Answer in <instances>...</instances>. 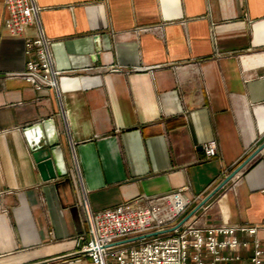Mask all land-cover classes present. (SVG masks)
Returning <instances> with one entry per match:
<instances>
[{
	"label": "crops",
	"instance_id": "1",
	"mask_svg": "<svg viewBox=\"0 0 264 264\" xmlns=\"http://www.w3.org/2000/svg\"><path fill=\"white\" fill-rule=\"evenodd\" d=\"M35 1L61 105L21 78L0 0V264H91L73 258L89 237L72 149L91 212L179 190L190 212L264 142V0ZM48 120L67 175L42 181L24 131ZM197 214L263 242L264 149Z\"/></svg>",
	"mask_w": 264,
	"mask_h": 264
},
{
	"label": "built area",
	"instance_id": "2",
	"mask_svg": "<svg viewBox=\"0 0 264 264\" xmlns=\"http://www.w3.org/2000/svg\"><path fill=\"white\" fill-rule=\"evenodd\" d=\"M4 4L6 32L23 39V54L27 61L21 78L36 91L53 89L61 105L58 79L62 73L54 66L36 1L4 0ZM71 151L89 237L73 256L85 255L92 264H107L108 258L114 264H187L189 255L192 264H241L243 254L249 253L247 264H264V240L261 242L257 237L263 228L259 225L230 227L204 222L199 226L198 221H190L166 237L143 239L130 245L119 244L174 226V221L185 214L190 202L183 190H179L156 199L146 198L144 205L136 202L95 214L89 208L73 149ZM202 151L205 159L217 156L215 142L203 145ZM237 234L251 240L238 239ZM79 239L83 240L82 237Z\"/></svg>",
	"mask_w": 264,
	"mask_h": 264
},
{
	"label": "water",
	"instance_id": "3",
	"mask_svg": "<svg viewBox=\"0 0 264 264\" xmlns=\"http://www.w3.org/2000/svg\"><path fill=\"white\" fill-rule=\"evenodd\" d=\"M24 134L27 138V143L32 154V158L37 166L42 181L55 179L56 176L63 177L67 175L65 168L64 154L61 147L59 137L56 133L53 121H45L33 128L26 129ZM264 142L259 145L253 153H251L242 163H240L231 173H229L212 191L211 193L197 205L185 218L177 223L173 228L160 232L147 234L145 236L131 238L121 243H130L142 238H149L160 234L171 232L180 227L187 221L195 212H197L210 198L220 191L226 184L250 163L262 150ZM119 243V244H121Z\"/></svg>",
	"mask_w": 264,
	"mask_h": 264
},
{
	"label": "rangeland",
	"instance_id": "4",
	"mask_svg": "<svg viewBox=\"0 0 264 264\" xmlns=\"http://www.w3.org/2000/svg\"><path fill=\"white\" fill-rule=\"evenodd\" d=\"M204 154V153H203ZM215 158V157H214ZM204 159H205V156H204ZM211 159H213V158H211ZM211 159H205V160H211ZM73 167H74V164H73ZM75 170V169H74ZM76 173V172H75ZM76 177H77V173H76ZM84 188V187H83ZM170 194V193H169ZM165 196V195H164ZM162 197V196H161ZM80 198H81V196H80ZM156 199V198H158V197H156V198H150V197H143V198H141V199H138L137 201H134V202H132V203H130V204H133V203H136V202H138V203H140V204H146L145 203V200L144 199ZM144 201V202H143ZM126 205V204H125ZM120 206H122V205H120ZM81 207H82V210H83V212H84V208H83V203H82V201H81ZM119 207V206H118ZM189 207H190V204H189V206H188V208H187V211L185 212V214L183 215V216H181L180 218H178V219H176V221H174V226L177 224V223H179L183 218H185L190 212H189ZM204 207V205L200 208V209H202ZM117 208V207H116ZM115 209V208H114ZM199 209V210H200ZM112 210V209H111ZM198 210V211H199ZM198 211L197 212H195L187 221H185V222H192V221H198L199 219H204L203 218V214H201L199 217H198ZM103 212V211H102ZM96 214V213H95ZM84 215H85V212H84ZM184 222V223H185ZM183 223V224H184ZM182 224V225H183ZM85 225H86V233H87V224H86V219H85ZM174 226H167V227H165V228H163V230H161V231H164V230H167V229H171V228H173ZM160 232V231H159ZM172 232V231H171ZM153 233H155V232H153ZM170 232H167V233H165V234H160V235H157V236H163V237H166L167 236V234H169ZM149 234H151V233H149ZM88 235V234H87ZM147 235V234H146ZM166 235V236H165ZM143 236H145V235H143ZM157 236H153V237H157ZM245 236V235H244ZM137 237H141V236H137ZM153 237H149V238H153ZM133 238H136V237H133ZM149 238H142V239H140V240H143V239H149ZM83 239V238H82ZM131 239V238H130ZM80 240V239H79ZM84 240V239H83ZM83 240H81V241H83ZM126 240H128V239H126ZM88 241V240H87ZM86 241V242H87ZM125 241V240H124ZM137 241H139V240H137ZM137 241H134V242H130V243H121V244H126V245H130V244H133V243H135V242H137ZM86 242H84V243H86ZM83 243V244H84ZM83 244H81V246L83 245ZM80 246V247H81ZM80 247H79V249L77 250V251H79L80 250ZM76 251V252H77ZM75 252V253H76ZM74 253V254H75ZM74 257H76V258H79V257H86L85 255H79V256H73V258ZM86 258H88V257H86ZM89 260H90V258H88ZM91 261V260H90ZM114 264V261L111 259V258H108L107 259V264ZM91 264H92V261H91ZM187 264H192V262H191V255H189V257H188V261H187Z\"/></svg>",
	"mask_w": 264,
	"mask_h": 264
},
{
	"label": "bare ground",
	"instance_id": "5",
	"mask_svg": "<svg viewBox=\"0 0 264 264\" xmlns=\"http://www.w3.org/2000/svg\"><path fill=\"white\" fill-rule=\"evenodd\" d=\"M81 176V175H80Z\"/></svg>",
	"mask_w": 264,
	"mask_h": 264
}]
</instances>
